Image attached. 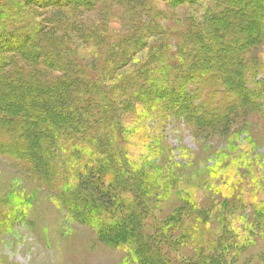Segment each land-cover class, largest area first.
Wrapping results in <instances>:
<instances>
[{"label": "rangeland", "instance_id": "1", "mask_svg": "<svg viewBox=\"0 0 264 264\" xmlns=\"http://www.w3.org/2000/svg\"><path fill=\"white\" fill-rule=\"evenodd\" d=\"M231 1L228 5L229 0H0V27L29 35L14 52L0 56L18 60L21 54L36 52L42 64L33 71L50 79L73 77L66 63L76 61L107 90L111 102L115 98L110 115L121 118V128L114 130L111 122L106 149L110 157L120 133L132 174L141 179L140 201L148 212L134 215L138 227L132 239L111 245L97 228L128 216L126 205L136 199L130 189L121 185L126 203L109 219L90 213L95 227L86 219V208L74 203L70 192L73 164L68 168L66 161L71 159L73 142L65 147V142L58 141L53 146L51 151L61 158L60 164L57 169H46L47 173H38L26 159L0 148V264H264V36L236 58L243 61L239 68L249 71L246 84L256 95L251 101L258 105L237 109L235 120L228 124L202 127V114L197 115L198 122L160 114L161 100L142 102L144 98L133 96V90L145 85L134 83L132 92L128 87L137 73L152 75L151 67L157 65L160 80L169 79L164 82L166 89L172 87L175 75H186L192 62V75L202 71L200 55L207 44L203 41L199 47V41L213 32V23L230 27L233 35L229 38L223 32L217 35L235 44V3L257 7L258 2ZM225 7L229 12L222 14ZM35 23L45 41L56 24L60 26L61 53L52 56L44 45L32 48L38 38L30 32ZM263 24L264 20L249 18L242 26L251 30L245 39H257ZM234 46L227 49L229 53L235 54ZM18 64L13 74L22 66ZM198 76L179 88L182 95L187 92L191 114L203 104L208 112L218 106L217 99L207 97L216 86L207 92L202 81L197 83ZM4 79L5 72H0V82ZM181 90L175 89V96ZM38 98L56 111L59 103L67 105L43 92ZM2 99L19 118H29L32 126L45 125L43 111L33 117L29 114L30 99ZM109 157L115 180L121 167L116 155ZM147 176L164 190L148 184Z\"/></svg>", "mask_w": 264, "mask_h": 264}, {"label": "trees", "instance_id": "2", "mask_svg": "<svg viewBox=\"0 0 264 264\" xmlns=\"http://www.w3.org/2000/svg\"><path fill=\"white\" fill-rule=\"evenodd\" d=\"M254 1L258 2L257 7L250 5L236 6L235 3L236 9H238L235 10L238 12L235 14V29H237L235 31V44L228 43V41L225 42L217 35L219 32H223V35L227 38L233 35V33L228 32L230 27H225L226 25L222 27V23L220 25L213 23V25H216L213 32H210L205 39L199 41V44L201 43L199 47L204 45L203 41H206L207 44L205 51L200 55L202 71L198 72V70H195V74L192 75L194 72L193 67H191L193 66L192 62L186 75H175L173 84H171L172 87H168L169 89L167 88V90L163 87L169 79H165L162 82L160 80L162 76L160 75L159 66H153L150 70L152 75L137 73L136 77H134L135 79L130 80L128 87L131 92L134 83L136 85H140V83L145 85L143 88L133 90V96L141 101L144 98L142 102L161 100L158 107L160 114L164 112L173 116H187L189 120L195 122H198L196 119L198 120V116L202 114V118H200L202 127L212 128L234 121L235 111L243 106H249L248 104L251 103L257 106V103L251 101L256 98V95L250 91L246 84L247 72L249 71L244 68L240 69L239 65L243 61L236 59L245 47L257 45L264 36V30H261L257 39H245V36L251 34L250 29L242 27L247 20L251 17H256V21L264 20L263 2L248 0L249 3ZM96 3L97 1L94 2V4ZM232 3L233 1L229 0L227 4ZM260 7L262 10L259 9ZM220 12L222 13L221 10ZM220 12L217 13L220 14ZM224 12L228 13L229 9L223 11L222 14H225ZM2 14L3 12H0V18ZM223 23H227V18H224V16ZM148 26L143 29H147ZM33 28L30 32L34 36H38V38L35 42L33 41L34 45L32 48L38 49L44 45L52 56L56 55V52L61 53L63 48L61 45L64 41L58 35L59 25L56 24L53 33L49 34L47 41H45V37L37 23L33 25ZM190 34L192 32H188V35ZM28 36V31H20L16 28L8 29L4 26L0 27V53L14 52L23 41H28ZM163 41L161 40L162 46ZM133 43L135 44V39ZM219 44L222 45L221 48H219ZM231 46L235 47V54L228 52V48ZM2 48H5L4 51H2ZM36 55V52L26 54V56L21 54L19 55L21 58L18 60H5V57L0 56V72H5V79L0 82V148L5 149L9 153L12 151L17 158L26 159L34 169L38 170V173L42 171L47 173L46 169H57L60 164L59 159L61 158L53 155L51 151L53 146L58 141L65 142V147L73 142V151L70 154L73 160L68 159L66 161V167L68 168L71 162L73 164L74 183L70 192L73 194V202L79 203L86 208L85 214L89 224L95 227L98 226L94 222V216H99L105 221L110 218L111 214L113 216L114 213L123 210L122 208L126 203L123 197H126L127 194H123L121 185L130 189L129 191L136 197L134 201L128 202L130 203L129 205H126L128 206L127 217L119 219L116 223H101L97 228L99 236H102L111 245H123L133 238V234L138 227L137 222H134L135 220L133 221V219L148 212L145 205L140 201L141 195L138 189L140 187L139 184H142L141 179L132 174L126 147L120 133L118 134L119 140L114 147L115 151L113 150L114 153L111 154L112 157L114 155L117 156L118 164L121 167L120 173L115 177L119 180L118 184L115 181L116 179H113V174L110 173L108 159L110 150L108 151L106 146H109L111 122L114 130L115 128H121V118L118 115H115L114 118L110 115L113 114L112 108L115 107L117 101L114 98L111 102V99L107 97V90L103 89L100 84L98 85L97 81L91 78L90 75L87 76L83 71L82 65L76 61L70 64L66 63V67L69 68L67 72L73 74V77L70 76L65 79L44 78L37 70L33 71L35 66L42 64L38 62L39 59H36ZM18 61L22 64L17 70L20 73L16 72L13 74V70H16L17 66H19ZM49 63L52 64L51 62ZM31 68L32 71L29 72ZM233 69H235V73ZM196 74L199 75L197 83L202 81L201 84L206 85L204 88H207V92L210 91L212 85L216 86L214 90L211 89L213 92L211 94L209 92L207 97L217 99L216 103L218 106L208 112V107L204 108L203 104L199 106V110L196 109L193 112V114L195 113L193 115L188 112L191 106L189 99L184 96L187 92L185 91L184 95H182V90L179 88L181 86L184 88L187 81L188 83L190 80L192 82ZM168 75L166 73L164 77H168ZM177 76L179 81L176 79ZM147 82L151 84L148 85ZM130 84H132L131 87ZM175 89L176 91L181 90V94L178 97L174 94ZM39 92L55 95L67 105H60L59 103L60 109L57 111L53 110L48 103L39 100ZM11 96H14L19 101L30 99L29 114L33 117L41 115V111H43L44 113L42 114L46 117L45 125L32 126L29 118H19L15 112H11L4 99H2L3 97L8 99ZM57 119L60 121L57 122ZM28 129L30 130L27 132ZM13 147H16V150H13L15 149ZM111 156L109 158H112ZM77 166L79 167L77 168ZM132 177L137 179L135 178L132 181ZM147 178L148 184L164 190L163 185L150 183V177L147 176ZM135 184H137V188ZM142 188L144 187L142 186ZM82 212L83 209L81 210ZM91 212L94 216H92L93 214L90 215ZM135 214L137 215L134 216ZM159 255L160 259H164L165 256L163 254Z\"/></svg>", "mask_w": 264, "mask_h": 264}]
</instances>
